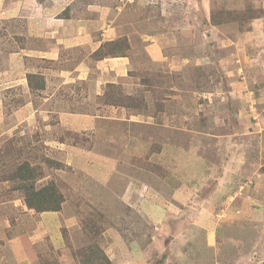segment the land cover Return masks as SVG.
Instances as JSON below:
<instances>
[{
    "label": "rangeland",
    "instance_id": "rangeland-1",
    "mask_svg": "<svg viewBox=\"0 0 264 264\" xmlns=\"http://www.w3.org/2000/svg\"><path fill=\"white\" fill-rule=\"evenodd\" d=\"M120 36L134 73L158 74L127 79L134 115L98 108L90 51ZM0 81V264H83L97 246L114 264H264V0H0ZM25 161L60 211L7 179Z\"/></svg>",
    "mask_w": 264,
    "mask_h": 264
},
{
    "label": "trees",
    "instance_id": "trees-1",
    "mask_svg": "<svg viewBox=\"0 0 264 264\" xmlns=\"http://www.w3.org/2000/svg\"><path fill=\"white\" fill-rule=\"evenodd\" d=\"M245 12H243L245 17H252V14L254 13V18L258 16L260 13L259 10H257L254 5L249 6ZM69 10V9H68ZM65 10L63 14L67 18H70V16L67 14L69 11ZM218 14L220 15H229L231 16V21L241 19L234 17V13L232 11H225V10H219ZM249 14V15H248ZM69 16V17H68ZM243 16V17H244ZM220 17V16H219ZM242 17V18H243ZM230 20V19H228ZM212 21L215 22L217 25L225 22V19H217L215 15L212 17ZM131 49V44L129 42V39L127 36H120L116 39L106 41L100 45V47L93 53L90 54V56L94 60H103L105 58H114V57H129L128 52ZM136 70H131L129 72L130 76H134L139 79L140 83L145 88H153L156 86V78L158 74H155L153 76H146L144 74H138L134 73ZM197 81L204 77L202 73L196 74ZM29 88L31 91L39 92L45 89L46 86V80L43 73H28L26 75ZM100 98H102L103 101H101V104L98 105L102 106H110L114 108H118L119 110L125 109L129 114L132 111H141L140 104L142 100L144 99V95H135L133 92H129L127 90V87L124 86L123 83H108L106 85V88H104V92L100 94ZM140 101V103H139ZM121 118V116H119ZM113 120V119H112ZM134 138H137V134L132 135ZM147 142L150 143L153 141H157V135L152 138L151 132H146L144 135ZM133 138V139H134ZM138 140V139H134ZM163 140V139H161ZM152 148L151 151L155 147L164 148L163 151L167 150V146H164L162 143L161 145H158V142H154L151 144ZM51 161V160H50ZM56 165H59L58 163ZM160 163H157L154 168L160 167V172H165L164 169L161 168ZM37 168H33L29 165L27 161L20 164L13 172V175L9 176V180H15L20 181L21 185L19 187L23 188L25 192V202L26 205L29 208L36 209L40 212L45 211H60L62 208V202H63V195L61 194L60 190L56 186V184L49 182L47 185H44L41 188L36 187V180L37 178ZM95 226L89 225L90 231H93L94 234L98 233V230L94 229ZM83 264H94V262L99 261L98 264H114L112 261L105 255L103 249L100 247H89L87 254L82 257ZM102 260V261H100Z\"/></svg>",
    "mask_w": 264,
    "mask_h": 264
},
{
    "label": "crops",
    "instance_id": "crops-1",
    "mask_svg": "<svg viewBox=\"0 0 264 264\" xmlns=\"http://www.w3.org/2000/svg\"><path fill=\"white\" fill-rule=\"evenodd\" d=\"M91 53H93V52L90 51V54ZM83 63H86L84 59H83ZM95 66H97L99 68L98 69L99 73H96V74H98L97 79H99V80L104 79L105 80V82H104L105 86L110 82H112V83H123L125 87H127V85L132 86L127 81V79H130L132 77L129 75V72L131 70H134L130 66V57H114V58H105L103 60H97V62L95 63ZM104 66H108L110 73H100V69L104 70V68H105ZM80 71H81V69L77 70V72L74 75H78V73ZM101 75H105L104 78ZM78 78L85 79L86 76L85 77L78 76ZM5 83H7V82H5ZM102 84H103V81H99V86L100 85L102 86ZM0 87H2L1 81H0ZM103 92H104V90H103V88H101L98 91V94H102ZM106 107L107 108H114V107H110V106H104L102 109L104 110V108H106ZM115 109L119 110L118 108H115ZM122 110H125V109H122ZM162 111L163 110L161 109L160 112H162ZM134 113L135 112L132 111L130 114L134 115ZM99 117H101V116H99ZM115 119H121V118L116 117L113 120H115ZM145 124L150 125V126H156V125H160V122L159 121H154V122L146 121ZM69 264H71V263H69Z\"/></svg>",
    "mask_w": 264,
    "mask_h": 264
}]
</instances>
